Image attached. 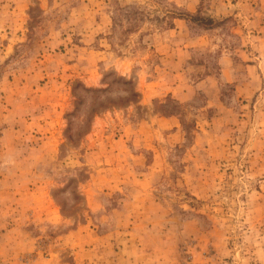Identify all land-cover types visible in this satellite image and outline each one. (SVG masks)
I'll return each instance as SVG.
<instances>
[{"label":"rangeland","instance_id":"1","mask_svg":"<svg viewBox=\"0 0 264 264\" xmlns=\"http://www.w3.org/2000/svg\"><path fill=\"white\" fill-rule=\"evenodd\" d=\"M0 264H264V0H0Z\"/></svg>","mask_w":264,"mask_h":264},{"label":"trees","instance_id":"2","mask_svg":"<svg viewBox=\"0 0 264 264\" xmlns=\"http://www.w3.org/2000/svg\"><path fill=\"white\" fill-rule=\"evenodd\" d=\"M194 22H196V21H200L201 19L200 18H198L197 16H191L190 17Z\"/></svg>","mask_w":264,"mask_h":264}]
</instances>
